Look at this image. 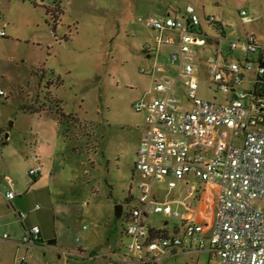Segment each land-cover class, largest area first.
<instances>
[{"label":"rangeland","instance_id":"rangeland-1","mask_svg":"<svg viewBox=\"0 0 264 264\" xmlns=\"http://www.w3.org/2000/svg\"><path fill=\"white\" fill-rule=\"evenodd\" d=\"M188 4L227 21H236L243 8L252 19L246 30L264 40V0H0V192L19 194L12 205H20V228L37 226L46 236L44 249L29 264H133L124 219L114 218V207L121 205L124 215L136 205L126 198L138 196L141 177L133 168L144 117L133 105L160 96L153 89L163 75L152 69L167 67L172 50L161 45L155 52L159 33L138 20L181 17ZM203 85L199 96L210 100ZM47 92L78 121L65 126L49 110H21L42 106ZM33 157L41 171L30 177ZM154 189L160 199L172 191L171 198L182 200L189 192L168 190L166 183H154ZM172 209L185 214L179 206ZM146 221L154 228L164 221L168 229L180 225V219L162 214ZM3 233L12 231L0 227V264H12L15 252L2 241ZM194 259L167 255L155 264ZM206 263L200 253L198 264Z\"/></svg>","mask_w":264,"mask_h":264},{"label":"built area","instance_id":"built-area-1","mask_svg":"<svg viewBox=\"0 0 264 264\" xmlns=\"http://www.w3.org/2000/svg\"><path fill=\"white\" fill-rule=\"evenodd\" d=\"M235 16L236 21L222 20L188 4L181 17L138 20L159 33L155 52L161 45L172 50L167 67L152 69L163 75L153 89L160 96L133 105L144 117L133 168L141 180L138 196L128 197L136 205L121 215L133 264H153L184 240L207 249L216 264H264V40L246 30L252 19L245 9ZM164 33L170 36L162 39ZM151 49L143 48L147 57ZM200 84L212 94L210 100L199 96ZM32 159L28 175L35 177L41 165ZM187 178L216 188V195L208 197L216 201L211 224L195 222L190 210L180 214L170 203L155 200L154 183L177 189ZM195 192L190 187L189 199ZM17 195L0 192L7 202ZM181 205L190 208L192 199ZM153 214L180 219L181 233L153 229L146 221ZM39 235L37 226L28 228L21 244L32 248Z\"/></svg>","mask_w":264,"mask_h":264},{"label":"crops","instance_id":"crops-1","mask_svg":"<svg viewBox=\"0 0 264 264\" xmlns=\"http://www.w3.org/2000/svg\"><path fill=\"white\" fill-rule=\"evenodd\" d=\"M31 162H32V165L35 164L33 159H31ZM38 162H39V160H38ZM39 164H40V162H39ZM6 179H7V181L10 182V179H8V178H6ZM198 183L202 187L201 192H198V189L195 185V181L191 180V179L185 180L180 185V187L177 188L178 192H180L185 187H188L189 191H190V187L195 186L196 192H195L194 196L190 199H189L188 194L182 200L173 199V198H171V192L172 191L171 192L168 191L166 193L165 197H163L162 199H160V197L158 195H156L155 200L157 202H161V203L168 202V203H170L171 207H172V205L179 206L184 211V213L187 212L186 210H190L193 213V220L195 222H198V223L200 222L202 224H207V225L211 224V222L214 218L216 201H215V199L209 200L208 197H210V195H212V196L216 195V188L215 187H205L202 183H200V182H198ZM168 190H174V189H168ZM7 191H12V190L9 189ZM18 196H19V194L16 197H18ZM129 196H131V195H129ZM16 197L13 200H15ZM191 199H192V205L190 208H189V206L185 207L184 205H181V203L189 202V201H191ZM13 200H11L10 202H7L2 196H0V227H4L7 230L12 231V233L7 234V238H2L3 239L2 241H5V243L7 245H9V248L14 250V252H15L12 264H29V261L32 260L33 258H35L38 255L37 253H39L40 251H42L44 249L43 242H44V240H46V236H44L45 234L42 233V231H40V239H39L38 243L36 244V246H34L32 248H27L26 246L21 244V237H22L24 231L26 230V228L25 227L20 228L17 224V220L15 219V210H16V207H19L20 205L17 202L15 203L16 207L14 205H12ZM212 203H213V206H212ZM195 204H197L198 206L195 207ZM17 215L20 216V213H17ZM167 225H168V222L164 221L162 227L155 228V229H159V230L162 229V232L164 234H171L173 232L181 233L182 225H183L182 222H180V225L174 226L171 229H168ZM152 228H154V227H152ZM5 234L6 233H3L2 237ZM202 237L204 239V244L206 245L207 244L206 243L207 242L206 234H203ZM47 244L50 245L52 243L50 242ZM205 248H206V246H205ZM79 252H80L79 256L85 257V255L82 254V252H83L82 250H79ZM200 253L206 254V257H207V263L206 264H210L211 262H214V264H216L215 259L210 258L207 249L197 250V246L189 240H184L181 248L175 250L173 253L170 254V256H172L174 259H176L179 254H193L195 257L194 264H198ZM90 257H92V256H90ZM89 259L91 261H93L95 259V257H92ZM157 261L158 260H156L153 264H155ZM45 264H47V262H45Z\"/></svg>","mask_w":264,"mask_h":264},{"label":"trees","instance_id":"trees-1","mask_svg":"<svg viewBox=\"0 0 264 264\" xmlns=\"http://www.w3.org/2000/svg\"><path fill=\"white\" fill-rule=\"evenodd\" d=\"M60 80L57 81V83H59ZM51 84L50 82H48L47 85ZM43 105L42 106H37L33 107L30 105H23L21 110L24 112H29V113H33V114H39L42 111H46L49 110L50 112H52L55 116L56 119L58 121V123L60 124H64L65 126H68V124H71L72 122H76L78 121L76 118H74L72 115H66L63 112V109L61 107V100L51 96V94L49 92L46 93L45 96V101L42 102ZM67 131V127H65L64 129V136L66 134ZM126 201H129V198H126ZM155 229V228H153Z\"/></svg>","mask_w":264,"mask_h":264},{"label":"water","instance_id":"water-1","mask_svg":"<svg viewBox=\"0 0 264 264\" xmlns=\"http://www.w3.org/2000/svg\"><path fill=\"white\" fill-rule=\"evenodd\" d=\"M7 137V134H5V138ZM122 215V206L121 205H116L114 207V218L115 219H120ZM52 244H54V242H51Z\"/></svg>","mask_w":264,"mask_h":264}]
</instances>
